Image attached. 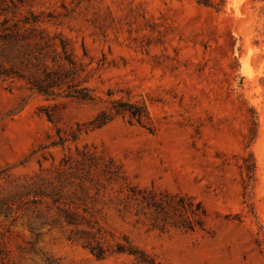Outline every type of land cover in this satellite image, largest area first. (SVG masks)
Wrapping results in <instances>:
<instances>
[{
    "label": "rangeland",
    "instance_id": "374dc122",
    "mask_svg": "<svg viewBox=\"0 0 264 264\" xmlns=\"http://www.w3.org/2000/svg\"><path fill=\"white\" fill-rule=\"evenodd\" d=\"M205 2L0 0V264H264V0Z\"/></svg>",
    "mask_w": 264,
    "mask_h": 264
},
{
    "label": "trees",
    "instance_id": "16d2710c",
    "mask_svg": "<svg viewBox=\"0 0 264 264\" xmlns=\"http://www.w3.org/2000/svg\"><path fill=\"white\" fill-rule=\"evenodd\" d=\"M197 2L199 3V4H207L206 2H205V0H197ZM2 38H6V36H3ZM7 74V71L6 70H3L1 67H0V76H5ZM131 115L132 116H135V115H137V112H131Z\"/></svg>",
    "mask_w": 264,
    "mask_h": 264
}]
</instances>
